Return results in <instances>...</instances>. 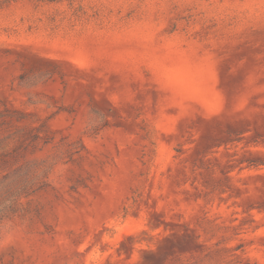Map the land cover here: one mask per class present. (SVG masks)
<instances>
[{
  "label": "rangeland",
  "instance_id": "374dc122",
  "mask_svg": "<svg viewBox=\"0 0 264 264\" xmlns=\"http://www.w3.org/2000/svg\"><path fill=\"white\" fill-rule=\"evenodd\" d=\"M0 264H264V0L1 9Z\"/></svg>",
  "mask_w": 264,
  "mask_h": 264
},
{
  "label": "trees",
  "instance_id": "16d2710c",
  "mask_svg": "<svg viewBox=\"0 0 264 264\" xmlns=\"http://www.w3.org/2000/svg\"><path fill=\"white\" fill-rule=\"evenodd\" d=\"M19 0H0V10L6 7L11 6L12 4L17 3ZM39 3H60L63 1H75V0H32Z\"/></svg>",
  "mask_w": 264,
  "mask_h": 264
}]
</instances>
